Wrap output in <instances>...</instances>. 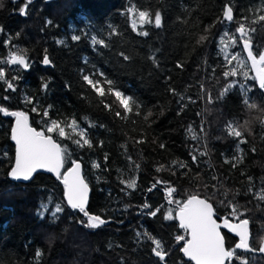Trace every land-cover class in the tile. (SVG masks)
Masks as SVG:
<instances>
[{"label":"trees","instance_id":"16d2710c","mask_svg":"<svg viewBox=\"0 0 264 264\" xmlns=\"http://www.w3.org/2000/svg\"><path fill=\"white\" fill-rule=\"evenodd\" d=\"M262 2L32 0L27 6V15H20L19 9L27 0H3L0 58H6L15 45L27 51L30 68L23 71L17 66L0 65L6 68L9 80L13 75L22 77L14 82L15 91H5L6 85L0 82V106L27 113L31 127L51 135L66 148L63 173L73 161L82 165L83 178L91 191L87 211L108 222L97 229L85 227L81 223L86 222L83 214L71 210L65 203L62 176L60 181H55L49 176L37 175L27 185L9 180L7 173L14 162L10 141L13 117L0 113V264H36L37 249L42 251L40 264H192L180 251L183 241L176 240L178 235L187 237V232L179 228L176 218L164 219L165 214L175 216L179 211L180 205L169 203V199L183 202L191 195L212 203L218 221L227 218L230 222H239L231 215L228 201L238 205L243 213L241 218L250 221V245L254 253L237 250V254L248 264H264L263 257L257 254L260 237L264 236V201L255 198L264 188V128L258 121L264 113L243 105L239 86L218 99L225 83L237 79L251 89L247 93L249 99L264 108V90L257 82L239 77L225 80V57L219 46L220 35L226 28L234 31L242 15L251 20L255 15L264 14L248 11L257 9ZM226 3L233 6L235 22L217 23L211 29L210 40L198 44L199 37L207 35L203 31L205 26L222 16ZM132 4L152 12L158 9L162 27L145 25L144 30L149 32L146 37L133 32L127 16L122 14ZM108 25L116 27L120 35L109 37ZM255 27L253 40L259 50L264 48V25ZM73 34L82 39L72 41ZM92 35L106 39L110 47L97 46L94 50L90 45ZM9 37L10 44L5 46L4 41ZM45 50L51 60L46 66L42 63ZM121 51L131 59L125 61L118 55ZM229 52H242V45L229 48ZM149 57H154L156 63ZM178 63L182 67H177ZM96 69L139 101L141 115L129 114V119L123 120L99 104L95 93L81 79L82 70L90 74ZM45 82L47 89L42 87ZM169 89H175L179 95H173ZM209 94L212 103H208ZM5 96L9 98L4 99ZM26 96L32 97L33 103H25ZM180 96L184 99L178 103ZM106 99L111 102L114 97ZM49 105V116L45 118L42 112ZM33 107L38 111H31ZM149 111L152 116L145 122L144 115ZM72 117L88 132L93 142L91 149L73 143L79 137L70 128L66 127L65 131L71 138H61L58 130L47 132L45 119L62 121ZM229 121L240 124L252 121V135L245 132L247 143L240 144L243 161L236 167L232 164L236 163L233 156L238 155V140L226 134ZM89 122L97 126L89 128ZM189 125L200 137L198 140L187 136ZM141 139L143 143H136ZM161 143L165 148L159 147ZM205 146L207 155L200 156ZM190 153L197 155V162L192 161ZM173 160L178 163L172 164ZM94 161L99 168H93ZM180 162L186 167H180ZM136 164L140 165L138 170ZM160 165L164 167L157 172ZM130 177L136 179L135 189L126 188L120 182ZM248 177H252V192L248 191ZM157 180L161 183L153 187ZM169 187L175 189L170 197ZM50 198L49 212L41 218L37 210ZM57 203L64 211L53 221L51 210ZM145 203L150 209L143 208ZM157 209L156 216L148 214ZM137 233L141 235L138 237ZM144 233L161 241L167 252L164 262L152 254L154 245ZM222 234L226 247L233 248L236 241Z\"/></svg>","mask_w":264,"mask_h":264},{"label":"snow or ice","instance_id":"6c2138e0","mask_svg":"<svg viewBox=\"0 0 264 264\" xmlns=\"http://www.w3.org/2000/svg\"><path fill=\"white\" fill-rule=\"evenodd\" d=\"M32 0H27V3L24 7L19 9L20 15H27V6L31 4ZM0 7H3V0H0ZM250 13H262L264 12V2L257 9L253 10L248 9ZM123 15H126L130 23V27L133 32L140 36H148L149 32L144 30L145 25H152L156 28L162 27V14L157 9L155 12L150 11L149 9H139L135 4L127 7L123 12ZM235 22L234 9L233 6L226 3L223 6L222 16L217 17L216 21L212 25L205 26L204 32L207 35H201L197 41L198 44H203L210 40L211 38V29L216 26L217 23L220 24H232ZM50 24L51 21H48ZM255 25H264V14L255 15L253 19L249 20L248 16H241L238 26L234 31H230L227 28L219 37V46L220 51L225 57V69L223 71V77L226 81H229V78H243L244 81L253 80L258 83V86L261 90H264V48L257 50L254 45L253 34L257 31ZM109 32L108 36H118L120 35L118 29L112 25H108ZM3 29L0 28V31ZM19 33H17V36ZM82 39L80 35L73 34L71 40L78 42ZM11 37L4 41L5 46L10 44ZM58 44H62L63 41H57ZM90 45L95 50L97 46L99 48H108L110 47L106 39L100 38L97 35H92L90 37ZM237 45H242V52H235L234 54L229 52V48H236ZM13 50L8 51L6 58H0V65H7L9 68L17 66L18 70L27 71L30 68V62L25 49L17 48L15 45L11 46ZM246 54V55H243ZM119 56L123 57L125 61L130 60L131 57L126 55L124 52H119ZM230 57V58H229ZM152 59L153 63H156L154 57H149ZM43 64H51V60L47 55V50H45V55L42 61ZM230 66V67H229ZM177 67H182V64H177ZM247 69V70H246ZM6 68L0 66V82L6 85L5 91L7 90H16L15 81L21 79L22 77L18 75H13L11 80L6 76ZM253 72L254 75L250 76L249 73ZM81 79L85 85H87L92 92L95 93L98 98L99 104L103 105V108L109 112H113L117 118L127 120L129 119V114H135L137 116L141 115V105L133 96L125 94L119 89L115 81L109 79L107 75L96 69L93 73L85 74L83 70L81 71ZM239 86L243 96L242 103L249 110H259L261 113H264V108L252 102L247 93L251 89L247 86L246 83H238L237 79H232L230 82L225 83L222 91L219 94L218 99H222L233 87ZM42 87L47 89L48 85L45 82ZM173 95H179L176 93L175 89H169ZM201 91H205L204 86L201 85ZM114 97V100L109 102L106 98ZM9 97L5 96L4 99ZM184 97L180 96V99L177 101L180 103L183 101ZM191 98H189L190 100ZM25 103H33V98L26 96L24 98ZM212 97L209 94L208 103H212ZM183 104H181V110H183ZM49 105L48 109H43L42 115L47 118L49 116ZM122 109L123 111H121ZM33 112H37L38 108L33 107L31 109ZM0 113L4 116L14 117L15 122L11 126V140L15 142V160L11 165L10 170L7 175L13 180H24L28 181L32 178L33 173L37 169H46L48 172H52L56 175L57 179L63 177L62 183L64 185V200L67 202V206L72 210H78L86 218L85 221H81L85 227L91 229H97L104 226L108 221L102 218L100 215L90 214L86 205L88 203V194L89 186L85 182L84 178L80 175L81 165L77 161H73V166L69 168L66 172L61 173L60 168L63 166L66 148L62 147L56 140L53 139L51 135H46L43 131H37L31 127L28 123V115L23 111H10L6 107L0 106ZM179 115V113H177ZM152 116L151 111L144 115L145 122L149 121V118ZM87 120V117L84 118ZM258 121L262 128H264V114L258 117ZM44 123L47 125V132L54 133L57 132L61 138H71L66 134L65 128H70L78 139H73L78 147L84 148L87 146L89 149L93 147V142L88 136V132L82 128L77 120L72 118H65L62 121L56 119H45ZM252 121H244L243 124L229 121L225 126V131L227 136L236 138L237 143V152L238 155L233 156V160L236 163H233L232 166L236 167L238 163L243 161V150L240 149V144L247 143V140L244 138L245 132L248 135H252ZM63 125V126H62ZM89 128L96 127L92 122L88 124ZM103 127V125H99ZM203 129H201V132ZM187 136L192 140H198L200 137L196 133L195 129L189 125L186 129ZM143 139L136 141V143H143ZM101 145L103 142H100ZM121 147H126L121 145ZM161 149L165 148L163 143L159 144ZM196 150L193 149V152ZM255 151V148H253ZM192 156V161L195 163L198 160L197 155L190 153ZM200 156L207 155V149L205 146L204 151L199 152ZM4 156H7V153H4ZM131 160V157L128 158ZM105 160H107V154L105 155ZM176 160L172 161V164H177ZM225 163H229L228 160H225ZM93 168H99L100 165L95 161L92 164ZM180 167H186L182 162L179 163ZM140 167L139 164L135 165V168L138 170ZM163 165L157 167L156 171L160 172L163 169ZM216 179V177H213ZM250 186L248 188L249 192H252L251 181L252 177H248ZM122 184L129 189H135L137 186L136 179L130 177L129 179H121ZM161 183L157 180L153 187L156 184ZM151 191V189H149ZM175 191L174 188L169 187L167 189V194L170 197ZM225 192V196H227ZM255 198L260 201H264V188H262L258 193L255 194ZM169 203H176L180 205L179 211L173 216L171 213H167L164 216V219L177 218L180 221V227L185 229L187 232V237L177 236V242L183 241V247L180 251L188 257L194 264H235L236 261H239L240 264H248V261L243 259L237 254V250H244L251 252L254 249L250 245V221L243 217V213L239 211L238 205L234 204L232 201H228V206L231 208V215L238 219V223H230V221L225 218L223 221L224 227L228 228L233 232L239 239L235 243L234 247L229 249L225 245V238L221 235L219 228L220 225L215 219L214 207L207 199H201L197 195H191L187 200L175 201L169 199ZM223 203V201H222ZM49 204H51V198L48 202H42L37 210V214L44 218L45 213L49 212ZM143 208L150 209V205L145 203ZM64 208L60 203L55 204L54 209L51 210V218L53 221L59 218L58 214L62 213ZM156 211H149V215L156 216ZM141 233H137L139 237ZM154 245L151 249L152 254L159 259V261L164 262L167 252L165 251L161 241L151 237L148 233H144ZM259 252L264 253V236L260 237L259 240ZM42 257V251L37 249L35 252V261L36 264H40Z\"/></svg>","mask_w":264,"mask_h":264},{"label":"water","instance_id":"95a60500","mask_svg":"<svg viewBox=\"0 0 264 264\" xmlns=\"http://www.w3.org/2000/svg\"><path fill=\"white\" fill-rule=\"evenodd\" d=\"M14 122H15V118L13 117L12 125L14 124ZM12 125H11V126H12ZM10 141H11L13 147H14V160H15V142L11 140V130H10ZM13 163H14V162H13ZM78 163H79V162H78ZM80 165H81V164H80ZM72 166H73V165H72ZM72 166H71V167H72ZM71 167H70V168H71ZM63 168H64V165L60 168V172H61V173H63ZM37 175H45V176H49V177H51L52 179H54L55 181H60V179H57V177H56V175H55L54 173H52V172H48L46 169H37V171H36L35 173H33L32 178H31L30 180H28V181H24V180H13V179H11L10 177H8V178H9V180H10L12 183H14V184L27 185V184H29L30 182H32L33 179L35 178V176H37ZM80 175L83 177L82 165H81V168H80ZM62 179H63V177L61 178V181H62ZM61 181H60V183H61L62 186L64 187V185H63V183H62ZM90 196H91V191H90V189H89L88 203H87V205H86V209H87L88 204H89ZM201 199H202V198H201ZM65 203H66V205H67V202H66V201H65ZM70 209H71V208H70ZM71 210H72V209H71ZM73 211H77V212H79L78 210H73ZM213 219H215V220L217 221V223L220 225L219 231H220V233H221L222 236H223L222 233H225V234L229 235L231 238H233V239L236 241V243L238 242V239H239V238H238L233 232H231L228 228L224 227V225H223V221H224V220H223V221H218V219L216 218L215 213H214V215H213ZM176 220H177V223H178V225H179V228H180L181 230H183V231H186L185 229H182V228L180 227V221H179V219L176 218ZM230 223H233V222H230ZM235 223H238V222H235ZM250 242H251V237H250ZM238 251L246 252V253H250V252H247V251H244V250H238ZM251 252L254 253V251H251ZM257 254H259L260 256H262L263 259H264V253H261V252H259V250H258ZM182 255H183V257H184L187 261H189L190 263L194 264V262L191 261L188 257H186L183 253H182Z\"/></svg>","mask_w":264,"mask_h":264},{"label":"rangeland","instance_id":"374dc122","mask_svg":"<svg viewBox=\"0 0 264 264\" xmlns=\"http://www.w3.org/2000/svg\"><path fill=\"white\" fill-rule=\"evenodd\" d=\"M13 120V119H12ZM78 239V236L77 235H75L74 236V241H76Z\"/></svg>","mask_w":264,"mask_h":264},{"label":"bare ground","instance_id":"6f19581e","mask_svg":"<svg viewBox=\"0 0 264 264\" xmlns=\"http://www.w3.org/2000/svg\"><path fill=\"white\" fill-rule=\"evenodd\" d=\"M44 66H46V65H44Z\"/></svg>","mask_w":264,"mask_h":264},{"label":"flooded vegetation","instance_id":"af4514ba","mask_svg":"<svg viewBox=\"0 0 264 264\" xmlns=\"http://www.w3.org/2000/svg\"><path fill=\"white\" fill-rule=\"evenodd\" d=\"M236 243V242H235Z\"/></svg>","mask_w":264,"mask_h":264}]
</instances>
